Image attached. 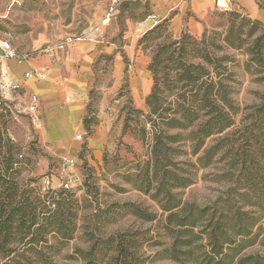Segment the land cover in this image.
<instances>
[{
	"label": "rangeland",
	"instance_id": "374dc122",
	"mask_svg": "<svg viewBox=\"0 0 264 264\" xmlns=\"http://www.w3.org/2000/svg\"><path fill=\"white\" fill-rule=\"evenodd\" d=\"M225 12L226 10H212L202 21L205 30H209V42L212 38L222 40L233 22L236 26L244 24L242 47L219 52L227 54V63L234 66L236 82L233 84L238 91L235 99L241 106L236 124L242 126L248 120L245 119V110H242L246 106L258 105L263 100L264 38L259 41V48H253V45L256 38L264 34V21L257 23V19L243 12H239V16H230ZM151 13L149 0H0V39L9 40L18 53L31 56L48 45H55L69 38L77 39L100 33V39L120 45L118 54L123 56L127 68L133 62L127 60L121 46L129 42L128 36L139 35L137 56L147 60L148 70L154 58L158 56L165 59L175 47L181 46L189 53H176L173 58L178 56L180 62H198L200 59L193 57L191 50L194 46H204V43L194 42V39H201L204 32L195 36L184 28L175 35L169 23L162 20L157 23L160 24L157 31L140 42L142 36L157 25L143 33L138 32V25ZM97 27L99 31L95 32ZM164 45L168 47L161 50ZM251 57L255 60L249 63L248 69L245 60ZM111 61V58L103 57L96 65V91L91 95L92 107L89 108L92 121L84 122L85 134L78 133L82 135L77 136L78 144L72 153L43 137L41 123L29 110L32 93L21 87L14 88L13 82H10L0 69V186L5 182L2 166H15L8 173V183L10 181L29 188L38 186L42 192L47 189L56 192L64 190L77 199L78 211L74 237L59 252H55V255L52 251L45 250L38 256L31 249V236H28L25 240L27 244L16 241L8 246L14 251L6 258L3 255L4 249H1L0 264L10 261L32 264L48 259L57 264H105L106 250L98 251L96 259L82 257L77 250H87L96 240L110 235L117 239L135 238L137 244L132 250L140 264H178L159 253L170 241L163 228V211L151 193L139 189L145 187L153 132L147 117L149 107L147 103L143 108L136 106L130 93L129 75L126 70L121 79L122 90L116 94L117 99L124 101L115 110L117 112L114 122L107 123L108 136L97 146L90 145L88 140L96 122L91 114L96 112V103L99 100L97 88L104 85V76L108 73L107 66ZM166 64L167 60L160 63L161 74L164 72L162 66ZM149 72L152 77L150 70ZM109 83H113V80ZM162 88L167 96L168 86ZM169 100L171 99L163 98L161 101L167 104ZM140 110L142 112H139ZM126 123L130 127L123 132ZM143 127L150 131L148 136L144 134ZM170 132L174 133L176 130L172 129ZM220 135L223 133L209 137L208 144H216ZM243 140L241 133H238L224 142L225 147L220 153L215 155L207 167L199 170L197 182L185 189L184 198L187 201L198 204L212 203L220 196H226L227 191L236 186L239 179L243 186L241 190L254 180L251 196L252 200L256 201L255 195L264 186V136L258 145L255 140H251L253 146L257 145L263 150V157L262 154L258 155L260 163L254 162V168L251 167L252 172L256 173L251 180L248 174L239 178V175H242L237 170L240 166H232L235 161L232 143L236 142V148L240 142H244ZM175 146L176 143L173 148ZM181 158L182 154L174 150L172 162L180 161ZM153 172L154 168L151 166L149 174ZM3 198L4 196H0V201H3ZM130 203L147 208L157 215L156 219L145 220L128 211L125 205ZM255 208L258 214L264 217V210L259 205ZM260 237H264V225ZM261 249V245L257 244L248 251ZM51 254L53 256H50Z\"/></svg>",
	"mask_w": 264,
	"mask_h": 264
},
{
	"label": "trees",
	"instance_id": "16d2710c",
	"mask_svg": "<svg viewBox=\"0 0 264 264\" xmlns=\"http://www.w3.org/2000/svg\"><path fill=\"white\" fill-rule=\"evenodd\" d=\"M225 13L230 16L240 14L235 10H226ZM159 27L157 24L147 31L140 42L151 37ZM243 30V23L236 26L233 22L222 40L212 38L209 42V30L206 29L201 39H194L196 44L204 43V46H194L191 50L193 57L200 59L198 62H180L178 56L173 58L176 53L183 55L186 52L181 46L175 47L165 59L157 56L149 65L153 85L146 103L150 110L147 117L152 125L153 144L147 162L145 187L139 189L158 200L163 211V228L170 239L159 253L178 264H264V237H260L264 217L255 208L259 205L264 210V186L255 195L256 201L251 196L254 180L241 190L240 179L226 196H220L212 203L198 204L184 198L185 189L197 182L199 170L207 167L225 147L224 142L238 133L244 142L236 148V142H233L231 149L235 150L232 166H240L237 169L242 174L239 178L248 174L250 180L253 179L256 173L251 167L254 168V162L260 163L259 154L263 157V150L257 145L264 136V92L261 103L242 110L248 120L237 126L236 117L241 106L235 99L238 91L233 84L236 82L234 66L227 63V54H219L229 48L240 49L244 41ZM263 38L264 34L258 36L253 48H259L258 43ZM165 47L168 46L164 45L161 50ZM165 60L168 64L162 66L164 72L161 74L159 66ZM254 60L253 57L245 60L248 69ZM164 86H168L167 96L164 95ZM163 98L171 100L164 104ZM90 121L92 118L86 116L84 122ZM129 127L126 123L123 132ZM172 129L176 132L171 133ZM143 132L148 136L150 131L143 127ZM222 133L216 144H208L209 137ZM252 139L256 146L251 144ZM174 143L177 146L173 148ZM174 150L179 151L182 158L173 163ZM151 166L153 174H149ZM13 168L15 166H2L5 182L0 186V196H4L0 201V250L4 249L6 258L14 251L8 246L16 241L27 244L25 240L31 236V249L38 256L45 250L55 255L77 230V199L64 190L42 192L38 186L29 188L8 183V173ZM154 182L156 184L152 185ZM125 206L145 220L157 217L138 204ZM136 244L135 238L117 239L110 235L96 240L87 250L78 249L77 252L82 257L96 259L98 251L106 250L105 264H140L132 250ZM257 244L261 245V250L248 251ZM3 264L22 263L10 261ZM32 264L57 263L48 259Z\"/></svg>",
	"mask_w": 264,
	"mask_h": 264
},
{
	"label": "crops",
	"instance_id": "0c3cea01",
	"mask_svg": "<svg viewBox=\"0 0 264 264\" xmlns=\"http://www.w3.org/2000/svg\"><path fill=\"white\" fill-rule=\"evenodd\" d=\"M151 14L138 25L143 33L162 20H167L171 31L177 35L187 28L199 36L205 30L202 20L212 10H235L257 20L264 21V0H149ZM99 31V27L95 28ZM94 34V33H93ZM99 35H86L72 39L62 49L51 52H35L20 62L10 58L0 61V69L10 82L18 83L39 98L38 111L34 113L42 126L43 137L72 153L78 144L77 136L85 134L84 119L92 107L91 95L96 91V65L103 57L111 58L104 76V85L98 87L99 100L94 116L96 122L90 145L101 144L108 136L107 123L114 122L123 99L116 94L122 90L121 79L128 72L129 89L136 106L145 107L151 91L152 77L146 66L147 60L139 57L137 38L130 35L129 42L122 45V52L133 64L126 68L124 58L118 54L120 45L104 41ZM37 71L43 74L37 76ZM113 80V83H109ZM92 117V116H91Z\"/></svg>",
	"mask_w": 264,
	"mask_h": 264
},
{
	"label": "built area",
	"instance_id": "2783aa9c",
	"mask_svg": "<svg viewBox=\"0 0 264 264\" xmlns=\"http://www.w3.org/2000/svg\"><path fill=\"white\" fill-rule=\"evenodd\" d=\"M81 37H78V39H80ZM73 38H69L66 41H62L58 44L55 45H48L46 47H44L43 49H41L40 51L42 52H51V51H55V50H59L62 49L64 47V45L71 41ZM39 52V51H38ZM32 55H34V53H32ZM31 55V56H32ZM30 56L29 55H24V54H20L17 52V50L12 46V44L10 43L9 40L7 39H0V61L4 60V59H10V58H14L17 59L18 61L22 62L26 59H28ZM31 73H36L37 76L42 77L43 74L37 71H31L29 74ZM13 87L14 88H18L20 87V85L18 83H14L13 82ZM38 102H39V98L36 94H32L31 98H30V103H29V110L32 113H36L38 111ZM66 186H68V184H66Z\"/></svg>",
	"mask_w": 264,
	"mask_h": 264
}]
</instances>
